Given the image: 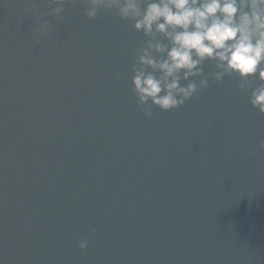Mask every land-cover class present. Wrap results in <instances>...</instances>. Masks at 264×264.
<instances>
[{
  "label": "clouds",
  "instance_id": "9594fccd",
  "mask_svg": "<svg viewBox=\"0 0 264 264\" xmlns=\"http://www.w3.org/2000/svg\"><path fill=\"white\" fill-rule=\"evenodd\" d=\"M75 2L88 20L114 10L146 38L130 69L132 92L146 118L152 108L168 112L183 106L210 79L220 83L226 77H234L237 89L249 94L251 108L264 115V0H46L50 10L32 18L33 39L46 37L47 18L62 19L63 6ZM34 9L29 0L26 15ZM205 64L214 71L205 75ZM259 152L264 154V142ZM87 243L81 240L79 249Z\"/></svg>",
  "mask_w": 264,
  "mask_h": 264
},
{
  "label": "water",
  "instance_id": "95a60500",
  "mask_svg": "<svg viewBox=\"0 0 264 264\" xmlns=\"http://www.w3.org/2000/svg\"><path fill=\"white\" fill-rule=\"evenodd\" d=\"M0 264H62L1 150Z\"/></svg>",
  "mask_w": 264,
  "mask_h": 264
}]
</instances>
